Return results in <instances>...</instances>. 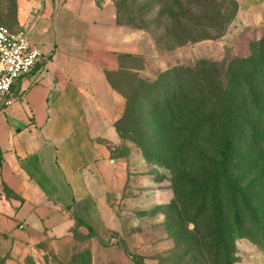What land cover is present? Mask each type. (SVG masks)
I'll return each mask as SVG.
<instances>
[{
	"label": "rangeland",
	"instance_id": "obj_1",
	"mask_svg": "<svg viewBox=\"0 0 264 264\" xmlns=\"http://www.w3.org/2000/svg\"><path fill=\"white\" fill-rule=\"evenodd\" d=\"M21 1L29 0H0V25L26 28L18 20ZM113 1L119 21L148 32L152 42L150 78H135L122 86L128 107L119 123L123 138L119 156L132 158L128 179L109 196L118 226L108 235L97 234L78 221L70 234L55 239L24 264H137L136 258L145 264H223L225 258H216L219 246L213 239L219 231L214 214L206 218L209 209L199 210L203 203L199 193L210 187L223 147L219 131L224 130L215 126L216 115L224 110L238 119L230 155L233 163L247 153L252 139L246 116L251 121L263 119L252 97L245 99L248 85H235L228 65L232 59L250 57L251 42L264 34L248 27L234 32L233 0ZM201 37L205 39L195 40ZM134 64L142 65L136 60ZM159 67L165 70L157 71ZM242 71L237 64L235 77ZM218 82L225 94L217 112L212 91ZM254 82L264 85L262 78ZM234 165L237 185L253 182L254 206L263 209L264 165L260 162L246 171L242 164ZM223 202L231 206L229 198ZM234 205L242 212L241 201ZM241 217L244 234L230 244L232 264H264V238L257 236L243 213ZM222 223L228 233L231 222ZM198 231L212 234L200 250L195 243ZM217 252L220 258L222 252ZM8 257L9 250L0 245V264H7Z\"/></svg>",
	"mask_w": 264,
	"mask_h": 264
},
{
	"label": "crops",
	"instance_id": "obj_2",
	"mask_svg": "<svg viewBox=\"0 0 264 264\" xmlns=\"http://www.w3.org/2000/svg\"><path fill=\"white\" fill-rule=\"evenodd\" d=\"M235 2L234 32L263 35L264 0ZM18 18L43 59L0 111L7 264L40 256L78 221L97 234L117 228L109 196L128 179L132 158L119 156L128 107L122 86L152 74L148 32L121 23L113 0L21 1Z\"/></svg>",
	"mask_w": 264,
	"mask_h": 264
},
{
	"label": "trees",
	"instance_id": "obj_3",
	"mask_svg": "<svg viewBox=\"0 0 264 264\" xmlns=\"http://www.w3.org/2000/svg\"><path fill=\"white\" fill-rule=\"evenodd\" d=\"M233 1L236 4L235 0ZM233 16H235V14ZM190 22L192 25H204L201 21L197 23L193 21ZM201 39H205V37L195 40ZM188 40L192 41L194 39ZM251 51L252 54L250 57H239L230 60L228 69L233 73L232 81L235 85H248L247 92L245 93V99L249 101L252 97L253 107L260 112L263 119L258 118L255 121H251L246 116L248 121L247 119L244 120L253 130L251 131L252 139L247 145V155L245 154L242 156L241 160H236V162L233 163L230 155L234 145V136L238 126V119L228 117L224 110L221 111L222 114L216 115L217 119L214 123L215 126L224 130L219 131V137L220 139H223V147L219 153L218 168L210 187L199 193L203 196V203L199 206V210H204L206 207L209 209L210 214L206 215V218H210L212 214H214L217 227L216 230L219 231V236L213 240L218 241L219 248L217 250L222 252L221 257L219 258L216 250V258H225V263L223 264H232V260L230 259L231 249L229 250L230 244H232L235 237H240L244 234L243 230L239 227V224L242 221V213L244 214V219L248 221V223L253 224L254 228L257 230V236H262L264 238V212L260 213V211L264 210V206L261 210L254 206L253 200H256L257 197L252 198V192L254 189L253 182H246L243 185H237V165H234L237 163L238 165L242 164L243 171H246V168L250 166H256L255 168H257L260 162L264 165V131H261V128H264V107H261V103L264 102V85L254 82L255 79H264V37L251 42ZM237 64L243 66V75L239 77H235L234 74ZM222 65L223 68L225 62H223ZM214 87L215 89L212 91V94H214L213 99H215L214 110L218 112L220 110L219 103L221 98L224 96L225 91L220 84L218 86L215 85ZM222 187L225 188L224 191H222ZM263 193L264 186L260 191V195L262 196ZM225 198H229V202L231 203L230 207H225L223 202V199ZM238 200L242 202V212L238 211L234 207L235 202ZM223 221H228L232 224V227H229L228 233H225V225L222 223ZM253 226L251 227L253 228ZM196 234L197 237H195V243L198 246V250H200L201 247L207 245L206 243L212 237V234H205L201 231L196 232ZM136 262L137 264H145L144 261L139 258H136Z\"/></svg>",
	"mask_w": 264,
	"mask_h": 264
},
{
	"label": "built area",
	"instance_id": "obj_4",
	"mask_svg": "<svg viewBox=\"0 0 264 264\" xmlns=\"http://www.w3.org/2000/svg\"><path fill=\"white\" fill-rule=\"evenodd\" d=\"M42 59L41 51L30 42L27 28L0 25V111L13 105L17 83L30 76Z\"/></svg>",
	"mask_w": 264,
	"mask_h": 264
}]
</instances>
